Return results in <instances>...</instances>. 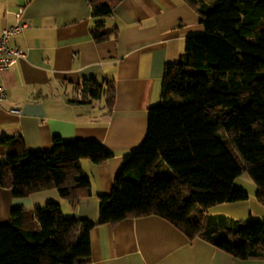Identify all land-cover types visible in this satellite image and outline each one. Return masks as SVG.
<instances>
[{"label": "trees", "instance_id": "trees-1", "mask_svg": "<svg viewBox=\"0 0 264 264\" xmlns=\"http://www.w3.org/2000/svg\"><path fill=\"white\" fill-rule=\"evenodd\" d=\"M97 41L115 30L104 19L121 0H88ZM203 30L186 37L176 63L164 68L159 102L147 112L141 145L123 154L108 195L98 196V219L65 216L50 202L29 212L12 209L0 222V264H86L98 224L155 215L188 239L200 237L233 258H264V221L209 210L245 200L234 186L247 171L264 205V0H185ZM84 99L105 97L109 82L85 80ZM113 153L97 140L54 136L51 152H30L23 137L0 138V187L14 197L57 189L73 207L91 195L82 159L99 164Z\"/></svg>", "mask_w": 264, "mask_h": 264}, {"label": "crops", "instance_id": "crops-1", "mask_svg": "<svg viewBox=\"0 0 264 264\" xmlns=\"http://www.w3.org/2000/svg\"><path fill=\"white\" fill-rule=\"evenodd\" d=\"M20 8L30 27L12 41L24 57L0 76L8 92L0 103V138L21 136L30 152H51L54 136L97 140L113 156L99 164L81 160L91 195L76 207L57 189L17 198L0 187V222L8 223L15 207L34 212L50 202L60 203L65 216L97 220L98 196L110 193L123 154L146 137L165 66L177 62L186 37L203 30L199 15L185 0H121L103 23L115 34L97 41L88 0H0V33L17 22ZM88 79L113 84L111 108L104 96L81 100ZM90 240L86 264H264V258H233L200 237L188 239L155 215L98 224Z\"/></svg>", "mask_w": 264, "mask_h": 264}, {"label": "rangeland", "instance_id": "rangeland-1", "mask_svg": "<svg viewBox=\"0 0 264 264\" xmlns=\"http://www.w3.org/2000/svg\"><path fill=\"white\" fill-rule=\"evenodd\" d=\"M234 186L244 190L248 197L237 202H225L209 210L210 214H225L236 219H259L264 221V205L257 199V186L247 171H243L234 180Z\"/></svg>", "mask_w": 264, "mask_h": 264}, {"label": "built area", "instance_id": "built-area-1", "mask_svg": "<svg viewBox=\"0 0 264 264\" xmlns=\"http://www.w3.org/2000/svg\"><path fill=\"white\" fill-rule=\"evenodd\" d=\"M17 22L13 25L2 29L0 33V76L3 71L9 69L17 64L20 58L24 57L23 51L12 44L13 38L24 32L30 27V22L23 18V9L20 8L16 12ZM8 97L6 87L0 83V103L5 101ZM13 113H18L19 109H10Z\"/></svg>", "mask_w": 264, "mask_h": 264}]
</instances>
